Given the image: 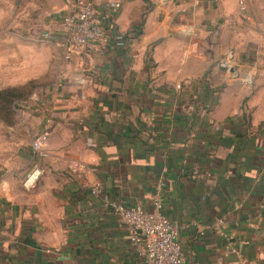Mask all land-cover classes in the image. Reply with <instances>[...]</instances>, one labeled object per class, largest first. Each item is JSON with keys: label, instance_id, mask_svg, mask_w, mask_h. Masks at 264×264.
<instances>
[{"label": "crops", "instance_id": "crops-1", "mask_svg": "<svg viewBox=\"0 0 264 264\" xmlns=\"http://www.w3.org/2000/svg\"><path fill=\"white\" fill-rule=\"evenodd\" d=\"M84 1L119 4L108 23L127 41L67 61L76 0H0V92L33 86L22 127L0 109V264H140L96 184L148 212L158 198L183 264H264V0ZM192 97L215 100L195 121Z\"/></svg>", "mask_w": 264, "mask_h": 264}, {"label": "built area", "instance_id": "built-area-1", "mask_svg": "<svg viewBox=\"0 0 264 264\" xmlns=\"http://www.w3.org/2000/svg\"><path fill=\"white\" fill-rule=\"evenodd\" d=\"M118 8L119 4L112 3L104 10L98 11L84 0H76L59 20L58 43L61 45L64 60L69 61L74 53L92 46L118 43L119 38L112 33L108 23L109 14ZM226 65L223 62V66ZM47 139L48 134L43 131L32 141L34 163L23 177L22 186L25 189L34 187L41 177L40 162L47 157L44 148ZM90 194L100 198L103 207L123 224L130 246L140 264H183L184 256L177 229L163 214V207L158 198L152 201V211L148 212L140 205L130 206L111 199L104 193L101 184L93 186Z\"/></svg>", "mask_w": 264, "mask_h": 264}, {"label": "trees", "instance_id": "trees-1", "mask_svg": "<svg viewBox=\"0 0 264 264\" xmlns=\"http://www.w3.org/2000/svg\"><path fill=\"white\" fill-rule=\"evenodd\" d=\"M113 30V29H111ZM140 32V28H134L133 29V33H137V35ZM115 36H117L119 38V35H117V33L113 30L112 32ZM122 40V39H121ZM119 42L114 43V47L119 48L122 44L124 45V43H126L127 39L124 38L122 40V42H120V39L118 40ZM33 90V86L32 84L26 85L24 87H20V88H11V89H7L4 90L2 92H0V109L1 112L3 111L4 113V117L6 118L5 120H7L9 122V124H11L12 122V116L14 115V112L12 110L13 109H18L20 106V102L22 100H25V98L29 95V93ZM215 100H209L207 99V101H203L202 103L196 99L195 97L191 98V100L189 101L190 103L188 104L187 107L184 108V111L187 113V115L191 116L193 118V120H196V114L197 111L199 110V102L201 103V105H205L208 103H214ZM164 214V213H163ZM166 217V216H165Z\"/></svg>", "mask_w": 264, "mask_h": 264}, {"label": "rangeland", "instance_id": "rangeland-1", "mask_svg": "<svg viewBox=\"0 0 264 264\" xmlns=\"http://www.w3.org/2000/svg\"><path fill=\"white\" fill-rule=\"evenodd\" d=\"M18 111H16V113L14 112V115L12 116L13 118H12V122H11V124L9 125L10 127H22L21 125H22V119L24 118L23 117V114H21V108H18L17 109ZM11 136H10V138H11V140H10V145H11V147H12V145L14 144L13 143V141H12V139H14V137H15V134L17 133L16 132V130H13V131H11ZM20 173H21V171H20Z\"/></svg>", "mask_w": 264, "mask_h": 264}]
</instances>
